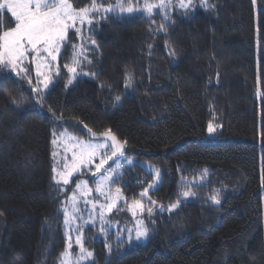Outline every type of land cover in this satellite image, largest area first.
Masks as SVG:
<instances>
[{
  "label": "trees",
  "instance_id": "16d2710c",
  "mask_svg": "<svg viewBox=\"0 0 264 264\" xmlns=\"http://www.w3.org/2000/svg\"><path fill=\"white\" fill-rule=\"evenodd\" d=\"M209 4L170 7L167 18L160 9L151 18L94 14L83 71L96 75L67 84L63 66L79 43L69 31L61 74L40 103L23 80L0 77V264H59L62 202L76 178L66 193L54 182L53 136L86 138L79 128L126 142L136 162L114 184L123 206L153 182L140 164L159 173L145 243L102 242L89 228L87 264H264V0ZM13 26L0 12V34ZM186 191L194 195L181 199Z\"/></svg>",
  "mask_w": 264,
  "mask_h": 264
},
{
  "label": "snow or ice",
  "instance_id": "6c2138e0",
  "mask_svg": "<svg viewBox=\"0 0 264 264\" xmlns=\"http://www.w3.org/2000/svg\"><path fill=\"white\" fill-rule=\"evenodd\" d=\"M256 0H253V4ZM193 0H158V2H152V0H115V3H108L105 5L103 0H91L89 7L79 8L73 7L70 0H0V12L7 10L8 13L15 19V27L3 31L0 34V77L7 79L8 74L5 73V69L8 73H15L21 79H26L29 84L33 83L32 78L29 76L30 67L25 66V61H28L29 65L35 62L36 72V86L32 88V91L37 94L36 103H40L43 99L42 89H48L49 84L52 83L49 73L55 68L56 76H59L60 67L54 65L53 62L57 60V55L60 53L62 47H67L66 41L68 39V32L70 29H74L75 35H82V29L87 24L92 26L93 20L96 19L94 14H101L102 19H111V13L119 10L121 14L127 13L133 15L136 13L146 14L148 18L153 16L154 9L164 10L165 18H167V9L172 7H179L181 9H187L191 7ZM200 4L205 7H210L209 0H200ZM107 14V15H105ZM81 48L79 53L76 52L75 46L73 50L72 65L65 64L69 78L67 84H72L78 76V68L80 73L84 76H95V73L90 71L85 72L82 68L83 61L80 56L83 54ZM87 60V57H84ZM91 63V61H87ZM41 69H47V72L41 71ZM130 79V77H126ZM211 131V127L209 129ZM92 132L91 129L88 130ZM55 135V133H54ZM95 136V133H92ZM105 138L111 140V144L108 143H85L80 140H76L75 147L77 152H73L70 162H66L63 165V170L53 177L56 184L68 185L72 183V176L77 171L88 169L93 176L96 173H101L104 169V165L116 157L119 153L123 155L122 149L124 143H121L117 138L112 135L111 130L103 133ZM57 141L53 140L55 144ZM100 149H111L110 152H103L100 154L98 163H95L97 154ZM55 156L56 154L53 153ZM67 159V158H65ZM95 163L94 169L91 165ZM115 163V161H113ZM131 163V161H129ZM56 172V169H53ZM119 178V174L114 168H107L101 173V175L94 181L96 184L95 193L97 199H88L92 196L93 189L88 187L87 182L81 181L76 183V187L72 190V195L68 198L71 202V213L68 207H64L65 225L72 231L80 232V225L76 224L75 228L72 227L74 221L84 220L82 210L78 207L81 200L85 206L91 205L88 221L95 223L98 218L100 221L101 232L105 231L104 219L105 211L111 213L113 208L118 204L122 194L117 189L115 194L110 191H106V188H110V185L115 184ZM157 179H159V173H157ZM153 186L149 185V189ZM61 192L65 191V188L59 189ZM194 195L190 191L183 193L185 198ZM141 198L148 196V190H144L140 193ZM103 197L104 202L99 203V198ZM210 199L219 204L218 194L213 195ZM126 200V198H125ZM65 202H62L64 204ZM180 201L176 204H172L167 209L164 206H160V211H171L173 208L179 205ZM149 204H155V201L149 199ZM129 210L135 216L137 210L141 214L145 211L141 200H133L129 205ZM149 216L152 215V207L147 208ZM2 215V213H0ZM131 232V230H129ZM148 235V229L144 225L142 220L136 222V239ZM71 240V237H69ZM76 243L80 248L79 256L74 257L71 252V243L68 248L61 254V264H81L83 260L89 259L93 256L91 251L84 248L82 242V236L78 235ZM110 251V248H109Z\"/></svg>",
  "mask_w": 264,
  "mask_h": 264
},
{
  "label": "rangeland",
  "instance_id": "374dc122",
  "mask_svg": "<svg viewBox=\"0 0 264 264\" xmlns=\"http://www.w3.org/2000/svg\"><path fill=\"white\" fill-rule=\"evenodd\" d=\"M115 3V0H103V3L105 5H107L108 3ZM142 2V0H141ZM74 7V6H73ZM158 10V9H154ZM119 12V10H117ZM3 12H6L7 14H9V16L12 18V20L14 21V26L16 24L15 19L11 16L10 13L7 12V10H4ZM125 15H129L127 13H124ZM133 15H143V16H147L146 14H142V13H136ZM88 25L85 24V26L82 29V35H77V38L79 39V43L75 46V50L77 53H79L80 49L82 48L83 54L80 56V59L83 61L82 63V68H84L83 66H86L88 59V51L90 49V47L94 48V43L92 41H88L86 40L88 35L86 34V31L88 29ZM69 31H75L74 29H70ZM67 42V41H66ZM63 50V47L61 48L60 53L57 55V60L55 62H53L54 65H58V61H59V57L60 54ZM74 50V46L72 48V52ZM87 57V60H84V57ZM25 66L30 67V72H29V76L32 78L33 83L29 84L27 82L26 79H21L19 76H17L15 73H9L12 76H14L15 78L21 79L24 82H26L28 85H30L31 89L33 87L36 86V77H35V72H36V67H35V62L31 63L29 65L28 61H25ZM5 73H8V70L5 69L4 70ZM41 71L43 72H47V69H41ZM67 71V70H66ZM78 73H80V69L78 68ZM78 74V76H79ZM50 78L52 80V83L49 84L48 89H42V93L43 95L51 88V86L57 81L58 76H56L55 74V68H53V70L49 73ZM68 77L69 74L67 73ZM83 75V74H81ZM34 94L37 96V94L34 92ZM211 127V131L209 130ZM216 129L214 125H209L207 128V137H212L215 135ZM53 140H56L57 142L54 144L53 143V153H55L56 155H53V161H52V173H53V177L57 176V179H59V176L57 175V173L61 172L63 170V165L66 162H70L73 152H77L78 153V149L75 147V143L76 140H80L83 141L85 143H108L107 141L104 140H100V141H93L90 140L89 138H79L77 135L65 130L62 132H57L54 136H53ZM111 149H100L95 163L99 162L100 159V154L103 152H110ZM67 158V159H65ZM113 161H115V163H113ZM129 161H131V163H129ZM135 159L133 156L129 157L125 154L120 155L118 154L116 157L112 158L111 160H109L105 165H104V169H107L109 167L116 169L117 173L119 174V176L121 175L122 169L123 168H129L131 167L134 163H135ZM95 163H93L91 165V167L94 169L95 167ZM141 166L144 167L145 170H147L148 172H153V182L150 184L153 187L151 189H149V186H147L145 188V190H148V193L153 190L157 183L159 182V179H157V173L155 171H152V169H150L148 166L144 165V164H140ZM56 169V172L53 171V169ZM104 169L101 170V173L104 171ZM101 173H96L95 176H93L91 174V172L88 169H83L82 171H77L73 176H72V181L76 178L74 184L72 185V190L75 189L76 187V183H79L81 181L87 182L88 187L93 189V193L92 196H90L88 199L92 200V199H97V194L95 193V187L96 184L94 183V181L101 175ZM71 184V183H70ZM61 188H66L69 185H63L58 184ZM117 189H119V187H115L114 184L110 185V188H106V191H110L112 194H115ZM65 191H63L64 193H66ZM120 191V189H119ZM121 193V191H120ZM122 194V193H121ZM72 195V191L69 194H65L64 196V204L62 205V214H63V218H64V223H63V235L66 239V248L65 250L68 248L69 243H71V252L73 254L74 257L79 256L80 254V248L76 243V238L78 235L82 236V242L84 239V231L87 229H93L94 230V236L96 240H100L102 242H106L108 240V238L113 235V240L115 243L117 242H121L123 241L125 246H132V245H136V244H144L145 241L147 240V236L146 237H141L139 240L136 239L135 236V231H136V222L137 220H142L144 222V225L146 226L147 224V217L144 214V212L147 210L148 208V203H146L149 200V196L144 197V198H140L142 199V203H143V207L145 209V211L143 212V214L140 213L139 210H137L135 216L133 215V213L129 210V205L131 204H127V206H123L124 202H125V198L122 195L118 204L116 205L115 208H113V210L111 211V213L105 211V216L104 219L107 222L105 224V231L101 232L100 230V221L97 218L95 220V223H91V222H87L88 221V216H89V212L91 210V205H87L85 206V204L83 203V200L80 201L78 207L81 208L82 210H84L85 208H87V210L82 211V215L84 216V220H80V221H74L72 223V227L75 228L76 224H79L80 227V232H76V231H72L70 230L66 225H65V216H64V207H68L70 213H71V202L68 198H70ZM185 197L183 196L184 199ZM104 199L103 197L99 198V203H103ZM178 207V206H177ZM177 207L173 208L171 211H168V213L173 212ZM129 230H131V232H129ZM3 235H4V228H3V223L0 220V247L2 244V240H3ZM69 237H71V240H69ZM84 245V243H83ZM85 248V246H84ZM88 251H91L90 249L85 248ZM92 252V251H91ZM92 260V257L86 260H83L81 262V264H87L90 263ZM59 264H61V261L59 262Z\"/></svg>",
  "mask_w": 264,
  "mask_h": 264
},
{
  "label": "water",
  "instance_id": "95a60500",
  "mask_svg": "<svg viewBox=\"0 0 264 264\" xmlns=\"http://www.w3.org/2000/svg\"><path fill=\"white\" fill-rule=\"evenodd\" d=\"M79 130L82 132V134H83L85 137L89 138L90 140H93V141L104 140V141H107L108 144H111V140H110L109 138H105V137L103 136V133H102V134H99V135L95 134V136H93L92 133L89 132L88 130H86L85 128H79ZM123 149H124V147H123ZM123 149H122V151H123ZM118 154H119V153H118ZM118 154H117V155H118ZM113 158H114V157H113Z\"/></svg>",
  "mask_w": 264,
  "mask_h": 264
}]
</instances>
